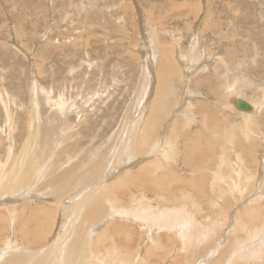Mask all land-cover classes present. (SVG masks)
<instances>
[{"label": "rangeland", "instance_id": "obj_1", "mask_svg": "<svg viewBox=\"0 0 264 264\" xmlns=\"http://www.w3.org/2000/svg\"><path fill=\"white\" fill-rule=\"evenodd\" d=\"M211 1L0 0V170L3 174L13 172L24 146L33 136L31 132H37L32 112L39 113L40 120L44 116L43 120L50 118L56 128L45 152L46 164L52 162L44 179L70 169L74 174L81 164L92 159V154L94 157L104 154L108 137L112 133L116 135L117 129L122 137L120 126L129 118L128 107L140 98L141 73H145L140 49L149 43L144 37L150 32L152 45L146 46L152 53H169L173 47L176 56L190 55L193 51L199 61L210 63L195 67L190 64L194 69L188 71V66L176 71L174 93L166 102L169 109L165 111L169 112L164 114L160 132L155 134L161 135L169 122H178L175 131L168 128L172 135L166 140L176 143L177 157H173L178 164L176 173L189 181L163 187L162 192L132 191L131 197H146L156 210L174 207L184 218L190 215L191 221L194 220L191 243L185 246L177 234L157 230L159 244L168 253L166 262L161 264L187 261L198 264L201 260L200 264H205L210 257L218 264L232 259L231 264H264V0ZM173 2L180 5L174 11ZM207 12L211 20L200 24V18ZM158 60L157 65L160 55ZM156 67H152L153 72ZM217 76L221 93L213 91ZM208 79L212 84L207 83ZM219 99L223 103L220 109ZM237 99L252 106L248 119L241 114H249L251 110L237 111L233 105ZM191 132L202 137L198 147L203 158L198 162L196 152L189 160L195 159V163L185 164L180 155L190 148L186 136L194 137ZM41 140L40 137L39 145ZM147 150L146 147L143 152ZM40 186L34 193H39ZM53 203L45 199L26 201L23 205L57 209ZM16 207L22 209V204ZM244 210L253 211L255 218L245 217ZM116 218L113 222L120 227H131L134 240L131 247L138 256L143 255L144 248L150 249L151 233L132 221ZM10 225L0 223V228L5 229L0 234V252L5 248L4 240L12 238L21 250L35 251L41 247L30 246L31 240L17 231L19 223L15 227ZM53 238L50 236L43 247ZM115 243L121 247L122 242ZM236 253L245 260H236Z\"/></svg>", "mask_w": 264, "mask_h": 264}, {"label": "bare ground", "instance_id": "obj_2", "mask_svg": "<svg viewBox=\"0 0 264 264\" xmlns=\"http://www.w3.org/2000/svg\"><path fill=\"white\" fill-rule=\"evenodd\" d=\"M211 2H213V0ZM176 3L177 2L172 3V11L180 6ZM194 4L196 3H193V5ZM185 5L187 6V4ZM189 7L193 9V6L190 5ZM200 12L201 10L198 8L196 12L198 13L197 15H199ZM208 14L207 12L205 16L203 15L204 18H202L203 16L201 15L202 17L199 20L200 24L202 22L206 23V21L210 19ZM192 15L195 14L193 13ZM195 18L199 19L198 16ZM199 23L198 26L200 25ZM196 34L199 33L197 32ZM144 38L149 39V43L147 44H151L153 41L150 32L147 33ZM146 45H143L140 49L143 60H145L143 63L144 65L142 64V69L145 70V73H141L143 74V78L142 80L140 79V98L138 97L139 101H135L128 107L127 117L129 118H125V121L122 122V126H124L123 129L122 126H120L121 132H123L121 135L122 137H119L117 129L116 135L112 133V135L108 137L107 144L104 148V154L95 157L94 154H92V159L88 161L87 164H81L80 168H78L74 174H72L73 170L70 169L71 172H69L70 170H66L67 172L65 171V173L59 175L50 174L47 179H44L45 174H47L51 168L49 165L52 162L50 160L46 164V160H44L46 155L45 152L49 147L50 136H53L52 134L56 128L50 118L46 117L43 120L44 116L40 120L39 113L34 114L32 112V123H34V121L37 123V132L35 134L31 132L30 135L33 134V136L30 140V137L28 138L29 142L24 146L23 153H21L19 161L17 162L18 165H16L13 172L5 175L3 174V170H0V198H3V201L1 199L2 202H0V209L3 211L0 213V223L8 222L11 223V225L13 224L14 227L19 223V225L16 226L18 227L17 231H19L20 235L25 239L31 240L29 242L30 246L41 245V247L35 251L31 248L21 250L16 246L14 241H12L13 238L10 240L7 239V241L4 240L3 243L5 248L3 246L4 249L0 252V264H161L164 261L166 262V255L168 253L160 246L157 238V230L160 228L177 234L182 246H185L187 242H189L188 244L191 243L190 231L193 229L192 224L194 220L191 221L192 217L190 215L188 216L189 218H184V216L181 215L182 212L178 211L176 208L175 210L174 207L170 210H165L166 208L156 210V207H153L151 202L146 201V197L134 199L131 196L133 194L132 191L135 190L146 189L151 193L155 191L162 192L163 187H168L174 183L189 181L181 179L176 173L175 169H178V164H176L173 159V157H177V154H175L177 152L176 143L166 140L167 137L172 135H170L171 131L168 132V128H171V130L174 129L175 131L178 122L176 121V123L174 120L173 122H169L168 125H165V128L161 131V135H157H160V137L156 138L157 136H155V134L160 132L159 129H161V122H163L164 114L169 112V110L168 112L165 111L166 108L169 107L166 102L174 93L173 84L176 81V71L188 69L190 64L195 67L196 64H200V66H209L210 63L202 59L199 61V58H197L198 55L194 54L193 51L190 55L176 56L175 53L173 54L176 48L173 50V47H171L172 49L169 53H157V51L154 54V52L152 53L150 51L152 49L149 50ZM134 53L136 54V52H133V54ZM159 55L161 61L158 62L157 65ZM154 65L157 66L155 72L152 71ZM192 66H189L191 69L189 68L188 71L194 69ZM214 80L215 85L217 84L218 87L216 86L213 88V91L218 93L221 89L220 77L217 76ZM207 83L212 84V80L208 79ZM246 95L248 94L246 93ZM237 100L242 101L241 99ZM237 100H235V102ZM142 101H144V103L140 104ZM218 102L219 105L217 108L220 109L223 103L221 100ZM243 102L245 103L244 100ZM250 107L251 112L249 114H241L245 116L244 119H248V117L252 115L253 109L252 106ZM236 110L238 111V109ZM41 121H43V123H41ZM215 122H213V124H216ZM172 123H174L175 126H170ZM41 124L44 126H42L43 128H40ZM236 127H238V125L235 126V128ZM192 134H194V137L189 138L190 136H186L190 148L188 147L187 151L183 153V156L180 155L185 164H189L190 162L192 164L195 163V159L194 161L189 160L190 158L192 160V155L196 152L199 153L198 162L203 158L201 155L202 152H200L198 147L201 146L199 141H201L202 137H198V133ZM244 134L247 133L244 132ZM40 137L42 140L39 145ZM205 143L207 144V142ZM251 146H253V144ZM251 146L249 145V147ZM146 147L148 148V152L144 153L143 151ZM102 155L103 157H101ZM10 170L12 171V169ZM200 177L202 176H199V178ZM41 183L44 185L40 186ZM39 186V193H34L35 189ZM45 199L54 202L53 204L57 206V209H47L40 205H35L34 207H26L23 205L26 201L32 203L36 200ZM172 200L174 201V199ZM16 204H22V209H18ZM244 216L250 220L255 218L254 212H249L248 210H244ZM116 217H122L124 220L132 221V223H136L139 228L142 230L144 229L145 232L148 231L151 233L152 235L150 237L148 236L149 233H147V236L149 237L148 242L152 252L150 249L144 248L143 255L138 256L133 250L134 248L131 247V243L134 242L131 237V227H120L116 222H113V219ZM180 221L183 222L181 223ZM4 230V228H0V234H2ZM50 236H54L51 243L43 247V244H45ZM116 241L122 242L120 248L117 247ZM202 242L204 243V241ZM190 248L191 247H189V249ZM249 250L251 249L249 248ZM247 253H244V255ZM235 255L236 260L243 258L237 253ZM172 259L173 258H171V260ZM174 261L176 262V259H174ZM201 261L199 262L201 263ZM205 261V264H218L213 257ZM208 261L210 262L208 263ZM231 261L225 264H231ZM186 264L197 263L187 261Z\"/></svg>", "mask_w": 264, "mask_h": 264}, {"label": "water", "instance_id": "obj_3", "mask_svg": "<svg viewBox=\"0 0 264 264\" xmlns=\"http://www.w3.org/2000/svg\"><path fill=\"white\" fill-rule=\"evenodd\" d=\"M234 107L240 111H250L251 110V107L244 103L243 101H240V100H237L235 103H234Z\"/></svg>", "mask_w": 264, "mask_h": 264}]
</instances>
